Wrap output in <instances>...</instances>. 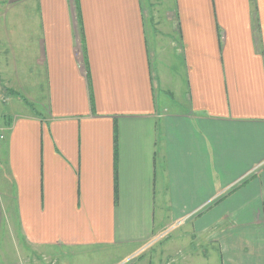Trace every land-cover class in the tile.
<instances>
[{
	"label": "crops",
	"instance_id": "0c3cea01",
	"mask_svg": "<svg viewBox=\"0 0 264 264\" xmlns=\"http://www.w3.org/2000/svg\"><path fill=\"white\" fill-rule=\"evenodd\" d=\"M0 1L40 91L0 74V264H264V0H172L177 110L142 0Z\"/></svg>",
	"mask_w": 264,
	"mask_h": 264
},
{
	"label": "rangeland",
	"instance_id": "374dc122",
	"mask_svg": "<svg viewBox=\"0 0 264 264\" xmlns=\"http://www.w3.org/2000/svg\"><path fill=\"white\" fill-rule=\"evenodd\" d=\"M143 6H144V15L147 22L148 27V33L150 38V45L152 46V51L157 55L158 53H161V49L169 48L168 46H171V43L168 44L166 42L161 43V39L166 38V40L169 38L163 30L165 21L168 17L171 15H167V8L169 4L171 5L172 0H142ZM6 3L0 1V74L1 76L5 77L8 80H11L14 82L18 87L20 88V94L22 97L29 98L33 102L40 100V91L37 89V84L35 82V79L33 75H24V73L18 74V71L20 69H26V70H34L35 67L34 64L29 58L27 61H23L21 59V51L18 47L19 42V35L16 31L15 33L11 32L8 25L10 24V16L5 17L2 16V12L6 10V7L4 6ZM17 30V27H15ZM171 37V36H170ZM174 37V35L172 36ZM10 39L12 42H10ZM158 39V40H157ZM158 41V42H157ZM155 42V44H154ZM162 46H161V45ZM167 45V46H166ZM162 48H161V47ZM166 46V47H165ZM170 50L171 52V59H172V68H170L171 76L173 77L172 86L171 89V97L170 98H164V91H160V101H166L169 105L170 110H177L181 107H186V104L184 102V85H185V77L183 72V63L182 58L180 57L177 49L174 48V46H171ZM155 57V55H154ZM24 63V64H23ZM158 68V67H157ZM23 76V77H22ZM26 79V81L23 80ZM37 86V87H36ZM35 104V103H33ZM34 109H38L35 107H32ZM2 151H0L1 154ZM0 193L3 194V185L0 182ZM4 218L3 211H0V221ZM4 221V220H3ZM185 221V219H184ZM183 221H180L176 223V227L183 224ZM174 226V227H175ZM15 226L11 223L10 219H8L7 227L6 229H3V227L0 226V232L6 233L9 236L10 234L15 235L14 232ZM158 237V236H157ZM157 237H154L156 240ZM153 239V241H154ZM162 239V238H161ZM164 239L160 240L156 244L150 245V251H156V259L162 263L161 259V250H159L162 247ZM6 244H9L8 242ZM8 250H11V252L14 253L15 250V243L12 242L8 245ZM147 251H144L146 253ZM126 251L122 250H113V249H97L92 250L88 252L81 253L79 257L75 256L73 258L74 264H120L123 260H125L123 257L125 255ZM151 253V252H150ZM14 255V254H13ZM146 255H149V253H146ZM135 259L131 261L124 262L123 264H134Z\"/></svg>",
	"mask_w": 264,
	"mask_h": 264
},
{
	"label": "built area",
	"instance_id": "2783aa9c",
	"mask_svg": "<svg viewBox=\"0 0 264 264\" xmlns=\"http://www.w3.org/2000/svg\"><path fill=\"white\" fill-rule=\"evenodd\" d=\"M8 100H9V97H8L7 91H5L4 89L0 88V103L1 104H5V103H7ZM3 139H4V136L0 132V140H3ZM161 238L162 237H160V239Z\"/></svg>",
	"mask_w": 264,
	"mask_h": 264
}]
</instances>
